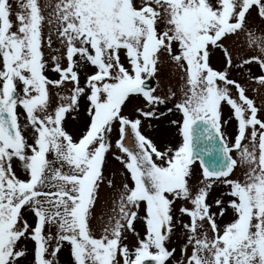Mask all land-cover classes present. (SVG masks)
I'll return each instance as SVG.
<instances>
[{
	"label": "snow or ice",
	"instance_id": "obj_1",
	"mask_svg": "<svg viewBox=\"0 0 264 264\" xmlns=\"http://www.w3.org/2000/svg\"><path fill=\"white\" fill-rule=\"evenodd\" d=\"M21 8L17 31H12L11 5L0 0V264H18L26 255L18 248L22 238L35 242L33 264H54L65 243L74 264H168L175 249L169 250L166 241L177 223L173 206L178 199L191 205L179 209L189 218L181 222L187 264H264V119L245 88L229 78L230 68L253 62L264 70V36L247 27L253 10L264 20V0H57L54 5L49 0L43 7L39 0H26ZM45 9H51L47 18ZM46 19L48 47L63 50L52 57L55 80L45 75ZM240 32L259 54L233 64L223 41ZM53 34L60 49H52ZM210 46L223 52L224 69L212 66ZM161 54L180 68L185 81L167 112L159 106L174 100L175 92L161 97L147 84L157 74ZM88 65L95 71L86 74L81 86L79 70ZM257 80L264 85V75ZM69 83V94H62L59 89ZM50 87L57 89L55 106ZM130 96L142 97L147 109L138 108L135 118L123 112ZM81 97L89 102L88 121L74 138L63 122L67 113L79 110ZM224 104L232 110L229 119L237 121L231 140L223 131L228 123ZM18 109L25 114L23 126ZM172 112L179 113L170 123L181 139L160 151L142 134L141 118ZM114 125L118 138L113 144L109 134ZM113 149L131 183H123L118 210L96 238L92 210ZM214 154L219 164L209 166L205 157ZM14 160L20 162L22 177ZM197 161L202 179L193 192L190 180ZM238 165L247 168L243 181L231 178ZM107 183L113 186L111 180ZM214 184L227 186L232 198L227 207L235 216L224 226L217 223L226 211L224 201H215L219 213L207 203ZM23 209L33 214L32 224L23 218ZM137 220L143 222V236L134 229ZM126 231L138 237L134 249L124 243Z\"/></svg>",
	"mask_w": 264,
	"mask_h": 264
},
{
	"label": "rangeland",
	"instance_id": "obj_2",
	"mask_svg": "<svg viewBox=\"0 0 264 264\" xmlns=\"http://www.w3.org/2000/svg\"><path fill=\"white\" fill-rule=\"evenodd\" d=\"M14 1L15 2L12 5V7H15L18 13L22 12L23 9L21 8V5L25 3L26 0H14ZM39 2L41 6L43 7L45 4L49 3V0H39ZM56 2L57 0H51V3L53 5ZM50 11L51 9L44 10L43 14L45 15L46 18ZM47 26L48 24H47V19H46L43 25V29L47 28ZM17 27H18V24H17ZM247 27L248 29L252 30L257 36H264V20H262L258 16L255 10L251 11V15L248 16ZM223 43L225 44V46L229 49V51L232 54L233 64H237L238 62H240L241 58H249L253 55L259 54L257 46L253 45L250 47L249 37L245 32H240L238 36H229L223 41ZM124 57L125 55H124V52L122 51L121 60ZM210 62L214 68L220 69V70L224 69L226 65V61H225L223 52L219 49L211 48L210 46ZM165 64L166 66H163ZM162 66L168 67V68L172 67L171 74L164 76V78L161 76V73H160L162 70ZM168 68L166 70L167 72L170 71ZM47 69L51 70L49 63H47ZM158 72H159L160 77L163 78L160 81V84L158 87L159 89H161V91L158 92V94H160L159 96L164 97L163 92H162L163 89L174 88L177 94L175 98L179 99L181 96V89L185 83V81L182 79L183 73L180 70V68L174 62H172L168 56L164 57V55L161 54L160 63L158 64ZM229 73H230L229 78L240 83L245 88L246 95L249 98L254 100L258 108L262 109V111L259 113V116L260 118L264 119V85L259 84L257 80L259 76L264 75V70H262L257 63L253 62L249 65H244L243 67H232L229 69ZM231 91H232L233 96L235 97L237 95L235 88L232 87ZM143 108H145V106ZM145 110L147 109L145 108ZM18 115H19L20 123L23 126L26 123V120H25V114L22 109H18ZM84 115L87 118V110H85ZM136 115H137V112L134 113L133 118H135ZM176 115H179V113H176ZM232 115L233 114H232V110L230 109V107L224 104L223 105V119L225 116L229 118ZM141 119H142L141 127L143 128L145 127L144 123L148 119H143V118ZM230 121H231V127L235 128L237 131V121L234 118L230 119ZM25 135L30 136V130L28 132H25ZM29 142H31V139H29ZM114 154H116V152H113L110 155L114 156ZM110 155H108V161L112 160L111 163L110 162H109L110 164L105 163V166L103 168V174L106 180L100 185V188L98 191V198L92 210L93 212L92 229H93V234L96 238L100 237V235L102 234L103 226L107 223L108 219L114 215L113 210L117 209L119 194H120V191L122 190L123 183L125 182L130 183L129 180H126V177L128 175L126 172V169H124L123 165L118 160H116L114 157L112 158ZM235 157H236V154H235ZM20 170L21 171H18L17 174L22 177L23 169L21 168ZM246 170H247L246 166L238 165L237 169L233 172L231 178L239 179L240 181H243L244 173L246 172ZM192 173L193 174L190 180V184L192 185L193 192H195L196 188L199 186L200 180L202 179V172H201L200 167H193ZM108 180L112 181L113 183L112 187L108 186V183H107ZM226 193H227V186L222 185V184H214L212 188L210 189L208 196H207V203L212 206L211 211L213 213H219V208H217L215 205V201L217 199L223 200L224 205H225ZM184 206L191 207L190 203L184 200L178 203L175 206V208L173 206L174 220L177 222L175 227L178 228V230L175 233L173 230V234L171 235L170 239L166 241V247H168L169 250L175 249L174 256L170 259L168 264H187L186 256L182 253V248L186 244L187 241H186V233H185V230L181 226V222L186 223L189 221V218L186 215H182L179 211V209ZM22 213H23V218L27 220L30 224L34 222V217L31 211L27 209H23ZM143 213H144V209L141 208L140 215L143 216L144 215ZM233 219L234 218L232 216L230 217V214L226 210L223 217L217 216V223L220 226H224L232 222ZM207 227H208L207 224H205V228ZM134 229L136 232H139L141 236L145 234V228H144L143 222L140 220H137L136 222H134ZM51 231L56 232V229L53 227ZM45 234L46 235L48 234L47 227L45 229ZM208 234L209 236L212 235L210 231ZM125 236H126V239L124 240V243L127 244L130 249H134V247L137 244L138 237L134 235L133 232L131 231H126ZM23 240H28V244L35 248V242L31 240V238H27V239L22 238L20 241H23ZM20 241L17 242L18 248H20L21 246ZM66 248L70 252L69 246L67 244H66ZM191 253H192V246L189 245L187 247V255L190 256ZM70 257L72 258L71 254H70ZM22 258L23 257L19 259L18 264H23V263L31 264V262L29 261L22 262Z\"/></svg>",
	"mask_w": 264,
	"mask_h": 264
},
{
	"label": "flooded vegetation",
	"instance_id": "obj_3",
	"mask_svg": "<svg viewBox=\"0 0 264 264\" xmlns=\"http://www.w3.org/2000/svg\"><path fill=\"white\" fill-rule=\"evenodd\" d=\"M14 0L11 1L9 0V3L11 5V20L13 22V29L12 31H17V20H16V15H17V10L15 7H12V5L14 4ZM48 32H49V26H47V28L43 29V35H44V39L43 43H42V51L44 53V59L46 61V63H49L51 70L47 69L45 71V75L49 78V79H58V74H56L55 72L52 71V67H53V63H52V57L55 55H62L63 50L61 49L60 52H56V51H52L48 45H47V36H48ZM52 49H60V44L59 41L57 40L55 34H53L52 36ZM63 62V63H62ZM122 62L125 63V66H127V61L124 58H122ZM61 65L66 67V62L65 60H61ZM168 67H162V76H167L168 74H171V68H168L170 71H166ZM95 68L93 66H85L84 68L79 70V76H80V83L81 86L85 85V81H86V74H92L94 73ZM165 74V75H164ZM155 86L153 88L157 89V93H155L156 95H160L158 94L159 91H161V89L158 88L159 85V81L160 79L158 78V76L156 75L155 77ZM72 85L66 84L65 86L61 87L59 89V91L62 94H69V89H71ZM169 90H171L172 92H175V96L176 94V90L174 88H167V89H163V96L166 97L169 95ZM50 92L52 94V103L53 106H55L58 103V98L56 96V92L57 89L55 88H51L50 87ZM175 100H178V98H175L174 100L169 101L167 104L165 105H161L159 106V111L160 112H167V109L172 107L173 104L175 103ZM89 106V102L86 100V98L81 97L79 100V110L77 112H69L66 114V118L63 122V127L65 128V130L73 135L74 138L78 137L85 129V125L88 121V116L87 118L85 117V110L88 109ZM145 106V101L143 100L142 97L139 96H130L128 98V100L125 102V105L123 106V112L125 115L133 117L134 113L136 112L135 109L138 108H143ZM179 115H176V112H172V113H167V115L164 116H160L159 119H153L149 118L145 123V127H141V131L142 134H144L146 137H148L149 139H151L155 145L157 146V148L160 151H164L166 148L168 147H175L177 145V143L180 141L181 137L178 135L177 133V129L174 125H172L170 122L172 120L178 119ZM224 120H227L228 123L227 125L224 126L223 131L228 135L229 139H234L235 135H236V129L231 127V121L228 117H224ZM142 126V125H141ZM110 137H111V141L115 142V140L118 138V129L117 127L114 125L113 126V131L110 133ZM132 134L131 131L129 129L128 132V138L131 139ZM116 152V151H115ZM116 154H118V152H116ZM120 154V153H119ZM235 152H233V156L235 158ZM112 158L114 156H111ZM52 157H49V159H51ZM112 161V160H111ZM13 167L15 169L16 172L21 171L20 169L22 168L20 166V162L18 160H14L13 161ZM193 167H200V163L199 161L196 162L195 165H193ZM67 168H65L66 170ZM232 199L231 197L228 198L227 200V205L229 200ZM178 202V200H176L175 204ZM228 208V207H227ZM230 213H233V210L231 208H228ZM53 235H55V232H52ZM53 246L49 248V253L51 252L52 248L55 247V242H52ZM24 249L26 252L25 255V260L26 261H30L31 264H33L34 261V249L29 250L28 248H21ZM48 253V259H52V257L50 256V254ZM27 257V258H26ZM54 264H74V260L73 257H70V252L69 250L66 248V243L65 245L60 249V251L57 253V256L55 258Z\"/></svg>",
	"mask_w": 264,
	"mask_h": 264
},
{
	"label": "water",
	"instance_id": "obj_4",
	"mask_svg": "<svg viewBox=\"0 0 264 264\" xmlns=\"http://www.w3.org/2000/svg\"><path fill=\"white\" fill-rule=\"evenodd\" d=\"M200 146L203 147L202 144H201ZM205 159H206L207 164H208L209 166H211L213 163L219 164L218 156L215 155V154H214L213 156H206Z\"/></svg>",
	"mask_w": 264,
	"mask_h": 264
}]
</instances>
